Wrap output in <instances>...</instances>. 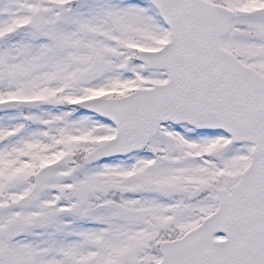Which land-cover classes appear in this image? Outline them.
Returning a JSON list of instances; mask_svg holds the SVG:
<instances>
[{
  "label": "snow or ice",
  "instance_id": "1",
  "mask_svg": "<svg viewBox=\"0 0 264 264\" xmlns=\"http://www.w3.org/2000/svg\"><path fill=\"white\" fill-rule=\"evenodd\" d=\"M0 264H264V0H0Z\"/></svg>",
  "mask_w": 264,
  "mask_h": 264
}]
</instances>
